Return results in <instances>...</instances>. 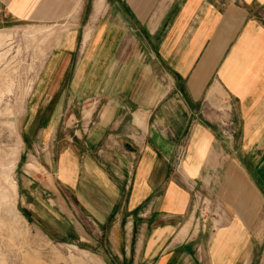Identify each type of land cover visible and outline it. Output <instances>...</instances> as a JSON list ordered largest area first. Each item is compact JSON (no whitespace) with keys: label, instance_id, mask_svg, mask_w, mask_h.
<instances>
[{"label":"crops","instance_id":"crops-1","mask_svg":"<svg viewBox=\"0 0 264 264\" xmlns=\"http://www.w3.org/2000/svg\"><path fill=\"white\" fill-rule=\"evenodd\" d=\"M263 5L0 0L2 21L63 26L22 126L39 166L19 175L23 203L48 236L104 235L133 264H198L184 246L196 188L217 219L202 260L252 262L264 242ZM229 116L231 138L218 129Z\"/></svg>","mask_w":264,"mask_h":264},{"label":"rangeland","instance_id":"rangeland-1","mask_svg":"<svg viewBox=\"0 0 264 264\" xmlns=\"http://www.w3.org/2000/svg\"><path fill=\"white\" fill-rule=\"evenodd\" d=\"M261 8L264 21V5ZM60 27L0 19V264H133L132 250L112 249V241L104 235L88 241V234L79 236L70 229L62 238L48 236L36 221L39 211L35 219L23 203L26 190L21 189L19 175L23 168H39L23 149L27 102L50 50L62 39ZM233 123L232 116L221 118L219 135L233 137ZM40 152L41 148H36L33 155L39 156ZM186 152L183 145L177 149L178 166ZM193 193L195 211L189 222L194 230L184 246L198 264H206L202 258L206 237L217 221L216 208L205 193L196 188ZM79 229L84 232L81 226ZM259 230L264 232V228ZM262 251L264 242L256 246L250 264H264Z\"/></svg>","mask_w":264,"mask_h":264},{"label":"bare ground","instance_id":"bare-ground-1","mask_svg":"<svg viewBox=\"0 0 264 264\" xmlns=\"http://www.w3.org/2000/svg\"><path fill=\"white\" fill-rule=\"evenodd\" d=\"M76 225H78L77 227H79V228H80L79 224H76Z\"/></svg>","mask_w":264,"mask_h":264}]
</instances>
